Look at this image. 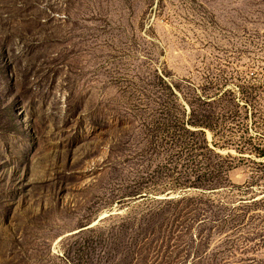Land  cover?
I'll list each match as a JSON object with an SVG mask.
<instances>
[{
	"label": "rangeland",
	"instance_id": "obj_1",
	"mask_svg": "<svg viewBox=\"0 0 264 264\" xmlns=\"http://www.w3.org/2000/svg\"><path fill=\"white\" fill-rule=\"evenodd\" d=\"M0 264H264V0H0Z\"/></svg>",
	"mask_w": 264,
	"mask_h": 264
}]
</instances>
